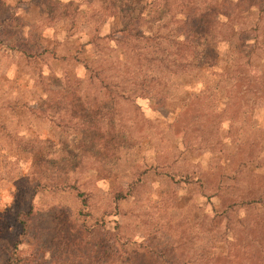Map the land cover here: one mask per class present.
<instances>
[{"label": "rangeland", "instance_id": "374dc122", "mask_svg": "<svg viewBox=\"0 0 264 264\" xmlns=\"http://www.w3.org/2000/svg\"><path fill=\"white\" fill-rule=\"evenodd\" d=\"M130 2L0 0V254L22 239L15 217L31 208L30 237L72 264H259V222L239 199L264 175V104L227 87L229 96L221 82L213 100L189 106L151 92L113 98L84 62L103 63L105 34L108 60L128 49L116 31ZM115 65L106 66L113 78L122 75ZM129 181L134 190L115 203ZM65 238L71 248L61 249ZM93 245L98 251H86ZM45 253L16 251L39 262Z\"/></svg>", "mask_w": 264, "mask_h": 264}, {"label": "trees", "instance_id": "16d2710c", "mask_svg": "<svg viewBox=\"0 0 264 264\" xmlns=\"http://www.w3.org/2000/svg\"><path fill=\"white\" fill-rule=\"evenodd\" d=\"M129 4L134 8L127 13V22L121 23V28L116 31L120 33V38L116 37L117 42H122L128 49L123 45L125 51L122 54L117 51V60H108L106 53L111 49L109 44L112 39L110 33L105 34L103 63L97 61L100 56H95V66L84 62L85 67L95 75L99 87L112 94L113 98L134 99L142 93L151 92L157 96L167 95L165 97L171 101L183 97L184 103L188 99L185 105L189 106L192 104L191 98L199 101L212 97L216 85L220 89L218 82H221V89L229 96L234 94L227 87L234 88L242 95L249 92L251 99L264 104V0H131ZM109 11L110 8L103 6V15L110 16ZM93 42L89 38L86 45ZM130 59L136 62L133 70L130 69L133 66L127 64ZM109 61L114 66L117 64V68L122 67V75L113 78L110 73L113 66L106 68ZM141 63L146 64L145 68ZM208 76L214 82L208 84ZM197 85L204 87L207 96L201 91L194 92ZM158 100H162V97ZM225 103L234 104L229 100ZM259 138L264 141V134ZM262 147L259 146V152ZM257 166L255 163L254 167ZM258 167L264 168V155L259 157ZM241 169L247 170L246 165ZM63 186L74 189V185L69 183ZM75 190L82 207H86L87 194L83 190ZM132 190L134 182L129 181L126 190L114 192L113 201L118 203L125 200ZM239 200L240 203H249L244 210L251 212L254 225L258 226L259 222V264H264V175H259V189L245 193ZM32 211L29 208L16 215L22 239L9 245L15 251L9 252L10 248L5 251L9 246L1 249L3 255L0 254V264H72L71 257L66 258L69 253L63 259L56 257L39 237L36 240L30 237ZM78 212L83 214L82 209ZM100 222L95 220L90 225V236H99ZM79 230L80 234L85 232L82 226ZM71 232L72 229H66L68 239L72 237ZM68 239L58 243L63 244L61 249L71 244L72 240ZM20 245L32 246L36 254H49H43L45 257L42 256L40 262L32 257L33 254L30 258L19 257L16 251ZM97 247L88 246L86 251H95ZM100 248L103 250L105 245H100Z\"/></svg>", "mask_w": 264, "mask_h": 264}]
</instances>
